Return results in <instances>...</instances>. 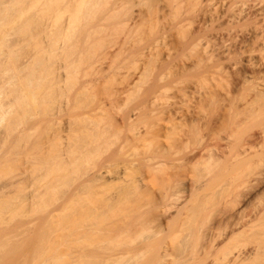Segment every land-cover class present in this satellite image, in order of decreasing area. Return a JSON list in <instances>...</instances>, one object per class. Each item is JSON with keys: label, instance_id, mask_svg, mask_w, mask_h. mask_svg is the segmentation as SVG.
Wrapping results in <instances>:
<instances>
[{"label": "bare ground", "instance_id": "bare-ground-1", "mask_svg": "<svg viewBox=\"0 0 264 264\" xmlns=\"http://www.w3.org/2000/svg\"><path fill=\"white\" fill-rule=\"evenodd\" d=\"M41 1L0 0V224L14 208L52 204L51 193L59 190L63 198L56 208L64 209V215L53 219L48 210L40 228L50 233L63 221L65 233L62 242L47 237L44 248L23 254L22 245L12 240L14 235L0 227V264H264V55L254 58L249 51L238 93L228 91L229 96L227 92L233 103L220 118L226 135L200 125L199 117L179 115V110L175 115L165 109L166 116L149 111L147 122L137 120L145 122L142 129L127 116L126 143L102 157L91 173L70 187L69 168L81 166L78 159L94 162L100 158V150L106 152L102 145L112 139L106 142L104 131L98 128L101 120L94 125L88 123L89 116L87 123L93 126L84 131L85 143L79 146L90 149L78 150L75 140L79 139L69 136L67 120L58 116L66 113L67 102L59 103L55 111L46 106V89L65 92L67 53L79 41L68 33L73 26L65 18L70 14L71 21H76L74 6L67 5L74 1L76 6L77 0L68 1L63 9L60 5L65 0ZM183 2L197 11L200 6L204 22L220 18L217 6L223 8L226 23L255 17L254 27L246 33H252L255 43L264 44V8L258 0ZM77 5L91 8L85 7V0ZM224 36L226 44L222 40L217 49L203 48L204 53L218 50L227 55L237 33L228 28ZM42 51L53 56L63 53L64 61L48 64L47 60V65L45 57L37 55ZM46 76L51 86H43ZM251 119L259 120V130L243 132ZM196 139L201 141L197 150L181 147L185 152H180V145L189 146L191 140L196 144ZM140 148L143 152L138 156L135 152ZM221 171L226 179L219 178Z\"/></svg>", "mask_w": 264, "mask_h": 264}, {"label": "rangeland", "instance_id": "rangeland-1", "mask_svg": "<svg viewBox=\"0 0 264 264\" xmlns=\"http://www.w3.org/2000/svg\"><path fill=\"white\" fill-rule=\"evenodd\" d=\"M65 1H63L64 3L62 2V6L60 5L61 9L67 5L68 1L69 4L72 2V0L71 2L70 0ZM81 1L84 0H77V3L75 2L76 6L73 4L74 1L71 5H67V7L71 6V8L74 6V9L72 8L76 13L72 12L76 19V21L73 20L74 23L70 19L73 17L69 18L70 14L67 17V14L64 12L66 14L65 17L63 13V16L69 19L70 25L73 26V28L71 27V32H73L68 33L79 41L78 47L73 51L68 50L67 53V60L70 62L68 70L65 71L66 73L68 72V86L66 84L65 92L60 89L54 90L52 88L53 90L51 91L46 89L44 92L46 93V103H48L46 106L48 108L51 106L52 110L55 111L59 103L67 102L66 113L62 114V112H59L58 116H63L67 120L69 136L79 139L75 140L78 143L77 146L80 145L79 142L81 141L85 143L82 140L85 134L84 131L93 126V124H97L99 120L102 123L99 122L98 128L102 132L104 131L103 138L106 136V142L108 139L112 140L109 143L104 142L106 146L102 145L101 149L104 148L106 152H103L104 154L102 153V155V150H100L99 155L101 157H97V160L94 159V162H92L93 159L90 162L89 159L88 161L78 159L77 162L79 163L80 160L81 162L85 160L82 162L83 164L78 163L81 166H77V169L80 167V170L78 171L74 168L77 171L74 169L71 171V167L69 168L70 187L76 184L84 175L86 176L87 172L88 174L89 172L91 173V169L93 171L94 168L92 166L97 164L102 157L110 154L119 144L126 143V137L129 135L128 127H126L128 126L127 116H132L136 120H133L135 125L137 127L141 126V128H138L142 129L143 124L147 122V120H144L146 119V114L151 111V113L157 115L164 112L166 116L167 113L165 111L168 114H173L174 111L176 115L179 110L181 112L178 113L179 115L186 113L185 116L188 114L194 115L197 118L199 117L198 119L201 120H199L201 122L200 125L204 124L203 126H205L206 124L208 128H214L215 130H212L217 131V133L219 132V136L225 134L226 125L223 124V119L221 120L220 118L226 113V108L231 104V101L233 103L232 98L229 97L230 93L232 91L234 94L238 93L239 89H237V86H240L239 79L241 78V73L244 72L247 55L249 51L252 52L254 58L258 54L264 55V44L255 43L251 35L252 33H246L249 30L251 32V29L254 27L255 17L238 18L233 23H226L222 16L223 8L217 6L215 12L221 15L220 18L212 22H204L201 19L202 15L200 17V6H195L198 7L197 11L195 8H190L192 4L187 7L188 4L186 5L183 2L184 0H153L155 4L152 0H147L146 2L145 0H123L124 3L122 0H89L91 3H94L91 4L87 1V4L85 0V5L87 6H84H90V10H86L88 8L84 9L82 6L79 7L77 4ZM119 1L121 2L120 4ZM258 1L260 6L264 8V0ZM190 2L191 0L188 3ZM94 4L95 6H93ZM178 5L180 8L174 11L173 9ZM52 6H54L53 3ZM36 7L40 9L39 7H42V5ZM71 8L66 9L69 11ZM75 9L82 10V13L80 14V11H76ZM151 11H154V13L152 14ZM77 12L79 13L77 14ZM85 12L86 14H84ZM52 16H54V13ZM80 18L81 20H79ZM152 26H154L153 30L151 29ZM228 28L237 33V36L234 38V44L229 49V53L226 55V52L222 53L218 50H213L212 52L208 51L209 55L208 53L205 54L206 52L204 53L203 51L205 47L207 50H210L212 47L217 49L221 45L219 43L222 40L226 44V36L224 35H226V29ZM67 30L69 31L70 29L68 28ZM241 30L245 32L242 33ZM56 54L57 56H55ZM56 54L54 56L51 54L56 59L51 58L52 56L49 53H44L43 51L37 55L45 57L46 64L47 60L48 64H58V60L64 61L63 53L60 54L59 52ZM200 55L203 58L201 56L200 59ZM79 57L80 60H78ZM47 73L49 72L45 71L46 75ZM259 74L258 78L262 79V73ZM47 77L43 79V86H51L49 77ZM232 84L235 85L234 88ZM65 96L66 98H64ZM49 97L51 99H48ZM149 102L154 105L151 106ZM106 113H109L108 117L110 119L114 118L113 121L105 116ZM161 115L164 116L163 113ZM89 116L91 117L89 118L90 122H88ZM52 117L54 121L58 122L55 115ZM103 119L104 122L102 121ZM137 120H144L145 122H137ZM87 122H92L93 124H88ZM163 123L164 121H160V124ZM245 124L243 132H257L259 130V120L251 119ZM57 127H59V123L56 124L55 128ZM51 133H54L53 130ZM103 138L102 141H104ZM86 141L89 142V139L86 138ZM211 141L214 142V139ZM220 141L218 140V142ZM223 142L220 145H224ZM193 143V140H191L187 144H190L189 146L180 145V152L182 154L185 152L182 151L181 147L187 151L188 148L197 150L196 148L201 145V141L199 142L198 140L197 142V139L195 140L196 144ZM77 146L78 150L81 148L89 151L90 149L87 146L86 148L80 146L78 148ZM125 148L128 152H131L129 144H125ZM141 148L138 152H135L138 156H141L143 152ZM111 163L113 162H108L109 165ZM74 166L72 165V167ZM42 171L44 169L37 170L35 176ZM221 173L223 172L221 171ZM222 176L223 174L219 178L223 179L224 176ZM224 178L226 179V177ZM73 179H75L74 182L72 181ZM43 181L44 179H41L40 183ZM62 198L61 192L57 190L51 193V201L53 203L46 205L45 208L31 209L26 206L14 208L15 211L11 215L6 212V220L0 224V227H5V231L14 235L12 240H17L22 245L21 250L23 254H32L36 250L44 248L47 237L49 241L62 242L65 233V223L63 221L56 223L50 233L44 232L40 228L43 225L44 217L48 210L51 213V217H54L53 219L64 215V209L56 208V205L62 201ZM19 199H21V195L15 198V202ZM61 247L59 246V249Z\"/></svg>", "mask_w": 264, "mask_h": 264}]
</instances>
